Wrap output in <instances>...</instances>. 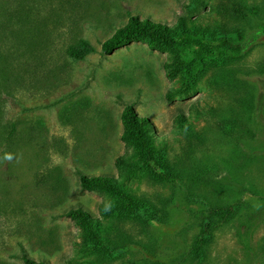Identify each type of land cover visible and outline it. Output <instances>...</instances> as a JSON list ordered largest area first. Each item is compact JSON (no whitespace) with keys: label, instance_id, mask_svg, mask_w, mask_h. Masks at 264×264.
<instances>
[{"label":"rangeland","instance_id":"rangeland-1","mask_svg":"<svg viewBox=\"0 0 264 264\" xmlns=\"http://www.w3.org/2000/svg\"><path fill=\"white\" fill-rule=\"evenodd\" d=\"M248 1L259 15L234 21L230 0H0V55L22 62L18 88L0 77V264H24L23 253L47 264H199L190 249L208 205L238 211L200 264H264V137L249 132L253 117L264 129V35L241 60H209L191 79L165 67L187 52L134 43L101 53L130 14L169 25L184 17L188 34L210 41L237 27L252 34L264 25V0ZM80 40L91 50L75 60L66 50ZM236 71L257 92L234 82ZM127 103L151 120L155 151L183 174L175 185L139 169L140 152L122 142ZM120 156L132 165L117 167ZM79 172L115 176L163 221H121L114 196L83 191ZM78 207L120 246L115 260L102 262L62 217Z\"/></svg>","mask_w":264,"mask_h":264},{"label":"trees","instance_id":"trees-1","mask_svg":"<svg viewBox=\"0 0 264 264\" xmlns=\"http://www.w3.org/2000/svg\"><path fill=\"white\" fill-rule=\"evenodd\" d=\"M230 3V16L234 21L246 20L249 15L256 17L260 13V9L257 6L249 5L248 0H230ZM263 35L264 25H260L258 30L252 34H248L246 30L237 27L216 40L210 41L209 39L196 38L188 34L184 17L178 18V24L169 25L153 21L150 18H142L139 15L130 14L127 23L118 27L110 37L101 43V53L108 56L134 43H146L151 50L171 49L187 52L189 56L184 58H179L178 56L176 63L167 64L165 67L168 70L171 69L168 71L169 76L184 70L191 79L196 73L200 74L201 71L205 70V63L209 60L221 62L241 60L253 49V46ZM90 50L88 43L85 40H80L74 46L67 48L66 55L75 60H82ZM42 53L48 54L45 48ZM6 60H9V58L7 57L4 63L0 55V77L6 82H10L11 86L18 88L20 86L19 70L22 68V62L16 64L14 61ZM259 73L264 74V66L261 67ZM241 75V72L236 71L231 74V77L234 82L243 84L246 90L257 92L258 88H256V85L250 84ZM259 88L261 89V85H259ZM246 102V99L241 100L242 105L246 104ZM252 104L256 105L255 99ZM256 120L257 118L253 117L252 127L249 132L252 134V132L258 131L264 137V129L256 127ZM121 122L123 126L122 142L127 147L136 148L142 156V166H139V169L148 171L153 179L166 184L175 185L179 179L183 178L181 171L166 165L163 162V158L155 151L153 144L157 136L154 132L155 128L148 117L141 116L133 104L127 103L121 113ZM229 127H233L231 122ZM12 129H14V126ZM224 133L228 134L229 130L224 128ZM115 163L117 167L122 168H129L132 165L124 156L118 157ZM203 169L209 170L210 167L203 166ZM79 181L83 191L107 192L113 195L116 199L115 213L121 221L134 219L144 225L163 221V217L155 212L145 200H136L125 191L115 176L89 175L79 172ZM237 211L236 205L223 207L207 206V210L201 213L202 217L198 224L199 233L190 249L193 261L199 264L204 262L215 232L231 221ZM62 217L69 218L77 227L81 228L87 236L89 244L100 252L99 259L102 262H111L121 254L120 246L117 247L107 243L105 238L100 235L97 229L100 225V220L89 211L82 207L71 208L64 212ZM260 249L264 252V237ZM22 261L24 264H47L44 261L33 259L27 253H23ZM144 264L168 263L146 261Z\"/></svg>","mask_w":264,"mask_h":264},{"label":"crops","instance_id":"crops-1","mask_svg":"<svg viewBox=\"0 0 264 264\" xmlns=\"http://www.w3.org/2000/svg\"><path fill=\"white\" fill-rule=\"evenodd\" d=\"M260 251H261V249H260ZM262 253H264L263 251H261ZM208 253V252H207ZM207 257V256H206Z\"/></svg>","mask_w":264,"mask_h":264}]
</instances>
